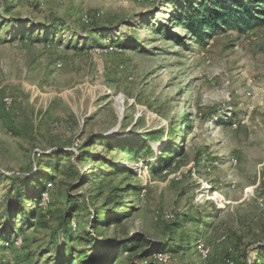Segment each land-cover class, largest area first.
Here are the masks:
<instances>
[{
    "label": "rangeland",
    "instance_id": "374dc122",
    "mask_svg": "<svg viewBox=\"0 0 264 264\" xmlns=\"http://www.w3.org/2000/svg\"><path fill=\"white\" fill-rule=\"evenodd\" d=\"M191 1L0 0V264H90L136 235L113 264L151 242L135 264H244L264 241V21L199 42L174 17ZM36 172L5 225V176ZM68 217L90 236L66 254Z\"/></svg>",
    "mask_w": 264,
    "mask_h": 264
},
{
    "label": "trees",
    "instance_id": "16d2710c",
    "mask_svg": "<svg viewBox=\"0 0 264 264\" xmlns=\"http://www.w3.org/2000/svg\"><path fill=\"white\" fill-rule=\"evenodd\" d=\"M9 9H6L8 12ZM264 11V10H263ZM1 13V12H0ZM264 14V12L262 13ZM1 15V14H0ZM175 19L179 21V24H183L185 28L192 35V38L196 41L202 42L206 38L210 37L217 31L226 28H236L240 31H245L248 27H254L260 24V21H264V17L257 16L256 14L246 9V3L244 0H194L191 1L188 6H185L178 14H176ZM8 20H0V30L7 24ZM57 23H51V25L46 26L47 34L54 33V31L58 30ZM22 29L21 25L15 24L13 30ZM99 28L96 29V32H93L94 35H100ZM98 30V31H97ZM92 34V33H91ZM25 35H29L32 40L39 39V36H35L32 38L31 33L26 31ZM18 34L13 36L12 39H16ZM53 37V34H51ZM22 38V36L18 37ZM135 44H128V46L134 47ZM38 172L36 174L23 177L18 176H5L7 180L11 181L10 187H8L5 203V213H4V224L8 225L11 223V219L13 214H22L25 215L26 207L30 202V199H37L38 195H35L34 189L31 190V185L36 180L41 179L38 177ZM42 181V180H41ZM32 191V192H31ZM33 212V211H31ZM103 214L100 212H96V215L92 218L93 226H99L106 221L104 219H108L106 216L101 217ZM101 217V218H100ZM71 218L68 217L66 220V230L64 231V251L61 250V253H71L73 242L75 239L82 240L81 237L85 235L90 236V233H81L73 232L72 227L69 225V220ZM103 219V220H102ZM109 220L105 222L108 224ZM68 224V225H67ZM2 235V234H0ZM14 237V236H13ZM6 241H10V238H6ZM93 241L95 238L91 237ZM140 239H144L143 236H133L130 237L129 240H122L118 244H103L102 242L96 243L99 247V252L93 256L90 260V264H113L114 259L117 258L123 250H130L131 252L136 247L137 244H134V241H138ZM151 248H147L139 254H133L129 259L130 263L126 264H135L134 261H140V259H144L156 251L163 252L162 244L157 242L155 247L151 242ZM157 253V252H156ZM70 255V254H69ZM244 264H264V241L259 243L251 244V248L244 253ZM67 257H65L66 259ZM73 261V260H72ZM116 261V259H115ZM118 262V261H117ZM119 263V262H118ZM144 264H159L156 261H150Z\"/></svg>",
    "mask_w": 264,
    "mask_h": 264
},
{
    "label": "bare ground",
    "instance_id": "6f19581e",
    "mask_svg": "<svg viewBox=\"0 0 264 264\" xmlns=\"http://www.w3.org/2000/svg\"><path fill=\"white\" fill-rule=\"evenodd\" d=\"M159 256H161L162 254H158Z\"/></svg>",
    "mask_w": 264,
    "mask_h": 264
}]
</instances>
